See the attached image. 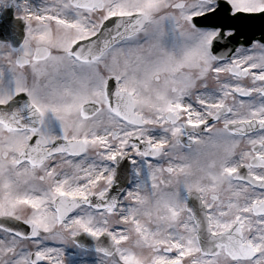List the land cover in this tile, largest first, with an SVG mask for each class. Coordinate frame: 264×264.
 <instances>
[{
  "label": "snow or ice",
  "instance_id": "obj_1",
  "mask_svg": "<svg viewBox=\"0 0 264 264\" xmlns=\"http://www.w3.org/2000/svg\"><path fill=\"white\" fill-rule=\"evenodd\" d=\"M17 31L0 264H264V0H0Z\"/></svg>",
  "mask_w": 264,
  "mask_h": 264
},
{
  "label": "water",
  "instance_id": "obj_2",
  "mask_svg": "<svg viewBox=\"0 0 264 264\" xmlns=\"http://www.w3.org/2000/svg\"><path fill=\"white\" fill-rule=\"evenodd\" d=\"M6 35H8L7 33H5V35H0V39H4V38H9V39H14V40H19L20 38V33L19 31H17V33L14 36H9L7 37Z\"/></svg>",
  "mask_w": 264,
  "mask_h": 264
},
{
  "label": "rangeland",
  "instance_id": "obj_3",
  "mask_svg": "<svg viewBox=\"0 0 264 264\" xmlns=\"http://www.w3.org/2000/svg\"><path fill=\"white\" fill-rule=\"evenodd\" d=\"M34 3H40V0H33Z\"/></svg>",
  "mask_w": 264,
  "mask_h": 264
},
{
  "label": "bare ground",
  "instance_id": "obj_4",
  "mask_svg": "<svg viewBox=\"0 0 264 264\" xmlns=\"http://www.w3.org/2000/svg\"><path fill=\"white\" fill-rule=\"evenodd\" d=\"M0 35H5V33H2V34H0ZM7 37H9V35H6Z\"/></svg>",
  "mask_w": 264,
  "mask_h": 264
},
{
  "label": "flooded vegetation",
  "instance_id": "obj_5",
  "mask_svg": "<svg viewBox=\"0 0 264 264\" xmlns=\"http://www.w3.org/2000/svg\"><path fill=\"white\" fill-rule=\"evenodd\" d=\"M245 83H248V81H245ZM44 262H42V264H43Z\"/></svg>",
  "mask_w": 264,
  "mask_h": 264
}]
</instances>
